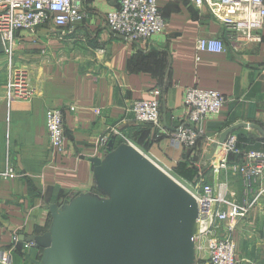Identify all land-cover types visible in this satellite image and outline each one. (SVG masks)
Masks as SVG:
<instances>
[{
	"label": "crops",
	"instance_id": "obj_1",
	"mask_svg": "<svg viewBox=\"0 0 264 264\" xmlns=\"http://www.w3.org/2000/svg\"><path fill=\"white\" fill-rule=\"evenodd\" d=\"M118 5L119 0H94L73 27L47 22L33 33L16 31L11 60L0 52V174L7 165L16 173L13 178L0 175V252L10 264L40 260L43 249L32 247L25 253L24 239L48 230L50 205L96 192L90 159L106 154L100 138L117 127L131 145L172 174L194 164L189 182L202 179L214 193L224 190L228 201L247 207L231 234L234 264H264V174L246 191L242 178L228 166L241 161L243 152L264 150V30L257 32L261 41L231 42L224 24L206 5L157 0L164 31L147 41L129 42L106 24V13ZM201 37L222 38L224 51H197ZM13 65L27 71L34 88L29 100L4 98ZM189 87L218 91L226 103L203 120L196 144L185 147L170 134L186 124L183 99ZM152 89L159 92L160 124L137 123L130 106L148 98ZM50 108L63 111L64 154L49 144ZM243 123L250 127L231 133L241 153L221 150L213 160L212 145L220 134ZM221 162L225 166L215 171L213 166ZM195 252V264H205V246Z\"/></svg>",
	"mask_w": 264,
	"mask_h": 264
},
{
	"label": "built area",
	"instance_id": "obj_2",
	"mask_svg": "<svg viewBox=\"0 0 264 264\" xmlns=\"http://www.w3.org/2000/svg\"><path fill=\"white\" fill-rule=\"evenodd\" d=\"M94 0H0V39L4 53L11 60L12 42L16 31L35 32L41 25L51 22L59 28L73 27L83 21L86 5ZM208 9L225 26V37L231 42L242 39L261 41L257 34L264 30V0H188ZM108 29L129 42L147 41L165 29V20L157 5V0H119L118 7L106 13ZM224 42L219 37H201L196 41L197 51L222 52ZM34 94L26 69L10 66L4 98L29 100ZM149 97L133 101L130 111L137 123L160 124L159 92L148 91ZM226 103V98L218 91L189 87L185 91L183 105L186 124L178 126L170 134L172 141L185 147L196 144L203 132L202 122L208 116L216 115ZM264 119V116H263ZM46 128L51 149L59 154L65 152V131L63 111L50 108L46 111ZM109 137L131 144L117 127L109 128L100 142L106 145ZM236 136L229 134L223 143L226 154L241 153L236 148ZM141 152V151H140ZM142 153V152H141ZM147 157L146 154L142 153ZM152 161L149 157H147ZM163 172L182 186L196 201L198 233L195 236V250L205 246L207 260L205 264H234L236 244L231 237L235 221L242 218L247 207H238L225 197V191L214 193V188L199 179L196 183L180 181L167 167L156 164ZM225 166V162L214 165L215 171ZM230 169L239 175L249 191L252 183L264 174V150L252 149L242 153L239 162L232 163ZM4 178H13L16 173L11 165L0 174ZM224 206V208H222ZM226 225V223H228ZM205 240V243L203 242ZM203 243V244H202ZM35 247L33 242H24L23 249L29 253ZM3 264H10L8 255L0 252Z\"/></svg>",
	"mask_w": 264,
	"mask_h": 264
},
{
	"label": "water",
	"instance_id": "obj_3",
	"mask_svg": "<svg viewBox=\"0 0 264 264\" xmlns=\"http://www.w3.org/2000/svg\"><path fill=\"white\" fill-rule=\"evenodd\" d=\"M242 127L250 125L220 134L213 160L228 135ZM114 141L109 139L102 158L90 159L96 192L50 205L48 230L24 239L43 249L34 263L195 264V199L133 145Z\"/></svg>",
	"mask_w": 264,
	"mask_h": 264
},
{
	"label": "rangeland",
	"instance_id": "obj_4",
	"mask_svg": "<svg viewBox=\"0 0 264 264\" xmlns=\"http://www.w3.org/2000/svg\"><path fill=\"white\" fill-rule=\"evenodd\" d=\"M188 165V164H187ZM184 165L183 169H184V173H179V172H174L172 175L175 177V178H178L180 181H190L194 178L195 176V166L194 164H191V165ZM197 258V256H196Z\"/></svg>",
	"mask_w": 264,
	"mask_h": 264
}]
</instances>
